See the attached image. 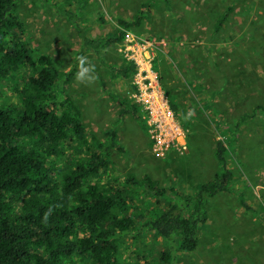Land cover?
I'll use <instances>...</instances> for the list:
<instances>
[{"label": "rangeland", "instance_id": "obj_1", "mask_svg": "<svg viewBox=\"0 0 264 264\" xmlns=\"http://www.w3.org/2000/svg\"><path fill=\"white\" fill-rule=\"evenodd\" d=\"M53 3L58 10L78 13L76 24L94 38L114 32L119 18L144 14L141 24L127 31L120 43L106 45L96 54L82 49L76 28L50 5L22 0L16 10L27 51L48 55L67 75L66 94L80 115L84 138L108 146L111 164L99 183L124 187L121 197H127L136 212L142 213L154 200L144 189L126 185L127 176L136 180L147 176L159 188L190 192L209 182L217 170L215 140H226L234 122L248 117L240 124L227 162L233 174L231 186L252 211L240 206L234 195L206 198V220L195 250L177 255L172 264H264V112L255 111L264 107V0ZM224 13L227 17L216 32ZM81 55L93 66L91 84L74 80L76 58ZM128 61L137 68L129 78L111 70ZM151 72L182 132L185 150L171 146L156 155L148 124L158 118L138 105L142 121L137 122L122 114L112 99L135 103V76ZM170 99L175 112L169 107ZM189 111L192 115L187 117ZM116 238L119 264H159L166 247L153 233Z\"/></svg>", "mask_w": 264, "mask_h": 264}, {"label": "trees", "instance_id": "obj_2", "mask_svg": "<svg viewBox=\"0 0 264 264\" xmlns=\"http://www.w3.org/2000/svg\"><path fill=\"white\" fill-rule=\"evenodd\" d=\"M21 1L0 0V264H119L116 237L133 232L163 239L166 247L158 263L172 264L177 255L195 250L206 220V198L234 195L240 206L252 211L231 186L227 162L247 116L234 122L226 140H215L217 170L209 182L190 192L159 188L147 176H127L126 185L144 189L154 200L138 213L121 197L124 187H102L99 180L111 164L108 146L84 138L80 115L66 94L67 75L48 55L27 51L16 15ZM40 1L55 8V0ZM56 11L76 28L82 49L96 54L120 43L144 18L142 12L130 20L119 18L114 32L94 38L76 24L78 13ZM226 17L224 13L216 32ZM136 69L131 61L111 68L122 78ZM112 99L122 114L142 121L137 104ZM168 103L175 112L171 99ZM255 111L264 112V107Z\"/></svg>", "mask_w": 264, "mask_h": 264}, {"label": "built area", "instance_id": "obj_3", "mask_svg": "<svg viewBox=\"0 0 264 264\" xmlns=\"http://www.w3.org/2000/svg\"><path fill=\"white\" fill-rule=\"evenodd\" d=\"M140 75L138 73L134 78V84L138 90L135 103L149 115L158 118L156 122L148 124L155 154L162 155L171 146L185 150L182 132L173 120L155 75L152 72L142 77Z\"/></svg>", "mask_w": 264, "mask_h": 264}, {"label": "clouds", "instance_id": "obj_4", "mask_svg": "<svg viewBox=\"0 0 264 264\" xmlns=\"http://www.w3.org/2000/svg\"><path fill=\"white\" fill-rule=\"evenodd\" d=\"M76 64V72L74 74V80L77 83H88L91 84L95 77L93 75V66L88 62V58L86 56H78ZM192 115L191 111L187 113V117ZM186 117V118H187Z\"/></svg>", "mask_w": 264, "mask_h": 264}]
</instances>
